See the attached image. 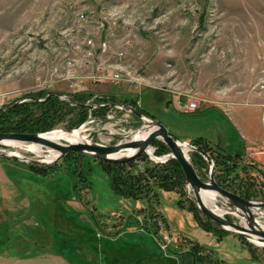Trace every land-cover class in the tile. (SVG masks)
I'll return each instance as SVG.
<instances>
[{"label": "rangeland", "instance_id": "rangeland-1", "mask_svg": "<svg viewBox=\"0 0 264 264\" xmlns=\"http://www.w3.org/2000/svg\"><path fill=\"white\" fill-rule=\"evenodd\" d=\"M95 74L102 80L94 81ZM49 91L74 102L73 94H83L82 103L90 106L70 105L54 94L46 98ZM51 97L61 104L41 105ZM187 100L197 107L186 110ZM111 103L115 106L106 105ZM120 104L173 133L210 136L219 126L244 139L263 129L261 144L242 155L200 137L188 143L207 158L199 150L187 155L201 180L208 181L212 165L219 186L245 200L264 201V0H0V133L77 129L85 141L115 145L145 123ZM238 121L244 125L241 133ZM165 146L153 139L146 152L125 163L77 151L44 165L0 154L1 260L240 264L241 254L230 252L234 240L247 249L251 263L264 264V247L224 229L191 202L189 196L195 197L183 171L184 181L175 189L156 186L159 174L176 166ZM45 149L50 148L35 152ZM0 150L45 159L26 147L0 144ZM130 174H139L150 191L143 187L137 197L117 193L111 176L118 183ZM211 200L226 208L224 218L247 225L230 203ZM251 210L264 226V206ZM199 228L211 239L208 246L219 242L217 250L190 236ZM146 248L153 253L146 254Z\"/></svg>", "mask_w": 264, "mask_h": 264}, {"label": "water", "instance_id": "water-1", "mask_svg": "<svg viewBox=\"0 0 264 264\" xmlns=\"http://www.w3.org/2000/svg\"><path fill=\"white\" fill-rule=\"evenodd\" d=\"M50 94L59 96L70 105L90 106L87 103L83 104V103L74 102L68 99L67 97H65L64 94H61L57 91H49L47 93L46 98ZM33 100L40 101L39 99H35V98H33ZM106 105L115 106L113 103ZM120 106L124 107L125 109H129L138 117L143 118L144 121L151 120L152 122H154L155 125L158 126V128L150 132L143 139H134V140L129 139L125 142H121L115 145H102L97 143H91L89 141L77 142V143L67 142V144H62L44 138L43 135L45 133H0V144H5L4 142L5 140H15L22 143L23 142L37 143L42 146H46L49 147L50 149H54L58 151L57 156L51 161L31 160L14 153H5L2 150H0V154L6 155L8 157H12L17 160L30 162L38 165H44L57 161L59 158H61L64 154H66L69 151H77V152L87 153L98 160L112 162V163H125L136 159L141 153L146 152V148L150 145L153 139H160L169 148L172 157L179 162L182 168V171L186 177V182L188 187L187 191L189 192V189H191L195 197V200H193L189 196L191 202L196 207H198L204 214H206L211 220L220 224L224 229L240 234L244 236L248 241L252 242L253 244L264 247V230L257 227L258 226L257 221L254 218L251 210L252 208L254 209L264 206V201L245 200L237 196L236 194L219 186L217 182L214 180L212 165L210 166L211 169L209 171L208 181L201 180L200 177L197 175L192 163L190 162L188 155L185 154L183 147L187 146L189 149L196 151H198L199 149L193 147L188 142L180 141L174 138L168 132L167 128L163 124L159 123L157 120L146 119V117H144L142 113H139L134 109H131L123 104H120ZM92 107H94V105H92ZM125 148L133 149L134 152L124 157H111V154L118 153L120 150ZM199 152L202 153L207 158L206 153L202 152L201 150H199ZM208 189L216 191L220 199L230 203L232 205V209L235 212H237L241 217L246 219L247 225L241 226L239 224L231 222L226 218H224L222 215L217 214L213 210L208 208L202 202L200 196V193L202 191Z\"/></svg>", "mask_w": 264, "mask_h": 264}, {"label": "crops", "instance_id": "crops-1", "mask_svg": "<svg viewBox=\"0 0 264 264\" xmlns=\"http://www.w3.org/2000/svg\"><path fill=\"white\" fill-rule=\"evenodd\" d=\"M235 125H236V127H237V129L239 130L240 133H241V131H244V127H243L244 125H243L242 122L238 121L237 123H235ZM169 129H171V128H169ZM213 131H214V134L210 135V136L207 135V134L205 135V133L202 132V131L176 132V133H173L175 131H170L169 133L171 135H173V137H175L176 139L184 140V141H187V142H191L192 140H194V139H196L198 137L205 138V139L209 138V141H210L211 144L213 142V144H216V145L220 146L225 152L230 153V154H240V155L245 153L247 149H250L249 147L252 144L253 145H256V144L259 145L263 141V137H262L263 129L261 130L262 132H260V134H258V135L254 134V135H252V136H250L248 138L244 137V139L242 137L238 136V135H235L234 132H232L230 135H228L226 133H223L222 129L219 126H216V128H214ZM175 198H176V196H175ZM179 233H181V232H179ZM190 236H192L193 239H197L199 241L198 244H200V245H202V246H204L206 248H211V249L212 248H216L214 246L218 245V243H219V242H217L216 245H214V246L213 245L208 246L209 244H207V243H209V241L211 242V239L208 240L207 234L203 230H201L200 228H199L198 231L195 232V235L192 234ZM234 242H235L234 240H231L229 242V245H230V247L232 249V250L230 249V252L241 254L243 259L240 258L241 260H239L240 261L239 263L240 264H253V263L250 262V257H249V255L247 253V249L244 248V246H242V244L240 242H238V243L237 242L234 243ZM217 249L218 248H216V250ZM144 250H145L146 254H152L153 253L148 248H146ZM185 252H186V250L184 249L180 253V254H182L181 258H183V259H184ZM4 254H6V253H4ZM7 254H8V252H7ZM1 255L2 254H0V260L2 259ZM7 260L9 261L8 258H5L6 262H8ZM154 260L155 261H160L159 259H157L155 257L153 258L152 261H154ZM138 261L139 260H137V259L135 260V262H138ZM182 263L185 264L184 261ZM0 264H5V263H4V261L1 260Z\"/></svg>", "mask_w": 264, "mask_h": 264}, {"label": "bare ground", "instance_id": "bare-ground-1", "mask_svg": "<svg viewBox=\"0 0 264 264\" xmlns=\"http://www.w3.org/2000/svg\"><path fill=\"white\" fill-rule=\"evenodd\" d=\"M114 76H122L121 75H114ZM158 126L154 124V122H152L151 120H146L145 123L142 125V127H140L136 132H134L131 136L130 139L134 140V139H143L144 137H146L150 132L154 131L155 129H157ZM44 138L53 141V142H57V141H66L68 143H77V142H84L85 141V135H83L81 132H79L77 129H74L72 131H65V130H53L51 132L45 133ZM129 138V137H128ZM57 140V141H56ZM5 144H9L11 146H14L15 148H23L26 147V149L31 150L33 152H35V150L37 148L43 147L40 144L37 143H29V144H25L19 141H15V140H5L4 141ZM57 143H61V142H57ZM184 152L187 155V152L190 151L191 149H189L187 146H184ZM149 152L151 154H153V149L152 147H149ZM46 150V149H45ZM43 154H41L40 152H38V150L35 152L37 155H41L44 156L45 159H43L44 161H51L53 160L57 154L58 151L54 150V149H47L46 151L43 150ZM133 149H129V148H125L120 150L118 153H114L111 154V157H124V156H128L131 153H133ZM19 152H15V154H18ZM171 155V154H170ZM201 196V200L202 202L211 210H213L215 213L217 214H222L224 213L226 210V208H219L214 204V201L211 200L212 199H218V193L214 190H204L200 193ZM228 208V207H227ZM231 210V209H230ZM233 212H235L234 210H231ZM237 215H239L237 212H235ZM243 218V217H242ZM257 224L259 228L264 230V226H262L260 224V222L257 221Z\"/></svg>", "mask_w": 264, "mask_h": 264}, {"label": "trees", "instance_id": "trees-1", "mask_svg": "<svg viewBox=\"0 0 264 264\" xmlns=\"http://www.w3.org/2000/svg\"><path fill=\"white\" fill-rule=\"evenodd\" d=\"M73 98L75 99L76 102L82 103L83 94H73ZM54 102H58L59 104H61L56 98H54V97L52 98L51 97L46 103L41 104V105L44 106V105H47L49 103H54ZM27 103H30V102L23 103V105L27 104ZM33 104H36V103H33ZM24 106H26V105H24ZM64 106H66V104ZM18 107L20 108V106H18ZM13 109H11V111ZM77 109H79L82 112V116H81V118H82L83 114H84V112H83L84 108L83 107H79ZM24 114H26V111L24 112ZM36 129L37 128H29L30 131H35ZM38 129H40V128H38ZM195 141L196 142H198V141L200 142L201 139H197ZM165 148H166V146H165ZM153 152H154V150H153ZM171 162L174 163V165H176L174 167L175 169L168 168V170L165 169V174L164 173L163 174H159L161 176V180H160V182H158V184H156V186H158L160 188L171 190V189H175L176 188L175 185L177 183L184 181V175L182 174V170L180 168V164L178 163V161L171 160ZM113 165H114V167H119V168L123 167L122 165L120 166V164L119 165L118 164H113ZM148 171H149V169H148ZM175 175H177V177ZM130 177L127 176V179L125 180V182L122 181L123 178H121V180L119 179L120 181L118 183L117 182L115 183L113 181V177L111 176V184H112L114 190L117 193H119L120 195L129 196V197H137L138 195L136 193H138L141 189H143V187H144V190H142V191H144L145 193L147 191H150V186L151 185H147V184L143 185L141 180H140V178H142V177H140L139 174L138 175L130 174ZM223 187H225V186H223ZM189 209H191L193 211L196 220L198 221L199 224H201V222L199 221V219H198V217H197V215H196V213H195V211L193 209V206L191 204L189 206ZM238 237L242 238V236H238ZM248 245H250V244H248ZM192 248L193 249H197L194 245L192 246ZM193 264H197L196 260H194Z\"/></svg>", "mask_w": 264, "mask_h": 264}, {"label": "built area", "instance_id": "built-area-1", "mask_svg": "<svg viewBox=\"0 0 264 264\" xmlns=\"http://www.w3.org/2000/svg\"><path fill=\"white\" fill-rule=\"evenodd\" d=\"M89 43L91 42V40H89L88 41ZM121 56H122V54L120 53V58H121ZM120 65V64H119ZM127 74H129V73H127ZM126 76H128L129 77V79L128 80H130V81H132V82H136V81H138L139 82V80H138V77H135V76H129V75H126ZM113 77H114V79H124L123 78V75L122 76H114V74H113ZM91 78L94 80V81H101L102 80V78H101V76L99 75V74H95V75H93V76H91ZM197 107V104H196V102L195 101H189V100H187L186 101V103L184 104V108L187 110V109H195Z\"/></svg>", "mask_w": 264, "mask_h": 264}]
</instances>
